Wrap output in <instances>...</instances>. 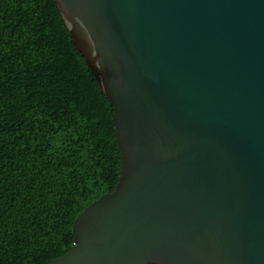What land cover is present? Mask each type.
<instances>
[{
  "label": "water",
  "instance_id": "obj_1",
  "mask_svg": "<svg viewBox=\"0 0 264 264\" xmlns=\"http://www.w3.org/2000/svg\"><path fill=\"white\" fill-rule=\"evenodd\" d=\"M56 2L122 168L47 264H264V0Z\"/></svg>",
  "mask_w": 264,
  "mask_h": 264
},
{
  "label": "trees",
  "instance_id": "obj_2",
  "mask_svg": "<svg viewBox=\"0 0 264 264\" xmlns=\"http://www.w3.org/2000/svg\"><path fill=\"white\" fill-rule=\"evenodd\" d=\"M114 108L56 0H0V264H47L115 190Z\"/></svg>",
  "mask_w": 264,
  "mask_h": 264
}]
</instances>
